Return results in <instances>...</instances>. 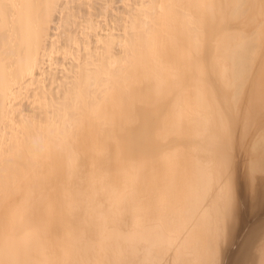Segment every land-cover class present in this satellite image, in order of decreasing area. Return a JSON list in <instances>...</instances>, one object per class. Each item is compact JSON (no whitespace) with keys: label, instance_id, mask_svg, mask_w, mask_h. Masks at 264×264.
<instances>
[{"label":"bare ground","instance_id":"obj_1","mask_svg":"<svg viewBox=\"0 0 264 264\" xmlns=\"http://www.w3.org/2000/svg\"><path fill=\"white\" fill-rule=\"evenodd\" d=\"M117 2L0 0V264H224L242 231L264 0Z\"/></svg>","mask_w":264,"mask_h":264},{"label":"rangeland","instance_id":"obj_2","mask_svg":"<svg viewBox=\"0 0 264 264\" xmlns=\"http://www.w3.org/2000/svg\"><path fill=\"white\" fill-rule=\"evenodd\" d=\"M117 1H118L117 6L121 5V0H117ZM240 152L243 155L238 154L239 152L237 151V154H238L237 159L239 160V158H240V160H239L240 162H237L236 178H238V180L236 179V182L238 181L237 192H238V196L241 197L240 200H242V206L244 209L243 210L241 207V209L244 211V212L241 211L243 213V214L241 213L242 214L241 216L243 218V228H242L240 235L236 239L237 241L232 245V248L229 250V252H228L229 255H228L226 261L224 262V264H248V261L250 258V253H251V248H252V245H250V244L254 240V237H256V234L260 232L259 230L262 229L261 228L262 225H264V222H263L264 221V190L261 189V188H264V182H262V181H264V179L262 177L261 184L263 185V187H262V185L258 184L259 182H257L258 181L257 178H256L257 181L255 179L251 183L247 182L246 165H243L244 159H242L244 156V153H243V151H240ZM241 155H242V157H241ZM237 174H238V176H237ZM262 175H264V173H262ZM256 182L258 185L257 184L255 185ZM246 183H248V184H246ZM249 184H250V186H248ZM255 186H257V188ZM258 186L261 188H259ZM250 187H252V188H250ZM254 187H255V189H253ZM248 188H250V189H248ZM256 189H260L261 191L263 190L261 195L258 196L259 193L257 194V196L255 195L257 193V191L255 193L254 190H256ZM248 191H250V192H248ZM251 193H253V195ZM258 228H259V230H257ZM254 233H255V235H254ZM251 239H252V241H251ZM247 248H248V250H247Z\"/></svg>","mask_w":264,"mask_h":264},{"label":"snow or ice","instance_id":"obj_3","mask_svg":"<svg viewBox=\"0 0 264 264\" xmlns=\"http://www.w3.org/2000/svg\"><path fill=\"white\" fill-rule=\"evenodd\" d=\"M262 27H264V25H262ZM261 75H262V80H264V69H262V74ZM237 91H238V94H239L240 89L238 88ZM261 142H262V144H264V136L261 137Z\"/></svg>","mask_w":264,"mask_h":264}]
</instances>
